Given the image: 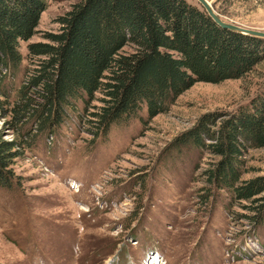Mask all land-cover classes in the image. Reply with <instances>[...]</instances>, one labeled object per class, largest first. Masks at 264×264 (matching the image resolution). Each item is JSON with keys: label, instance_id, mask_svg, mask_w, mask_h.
Returning <instances> with one entry per match:
<instances>
[{"label": "rangeland", "instance_id": "1", "mask_svg": "<svg viewBox=\"0 0 264 264\" xmlns=\"http://www.w3.org/2000/svg\"><path fill=\"white\" fill-rule=\"evenodd\" d=\"M44 1L36 35L20 42V69H0L4 103L39 67L29 46L60 33L58 18L79 0ZM208 1L224 21L264 32V0ZM263 96L264 63L243 80L197 83L167 113L145 110L107 136L94 134L91 115L101 93L43 130L0 106L1 140L19 143L10 184L0 185V264H264V225L252 221L259 203L212 184L207 171L221 158L187 143L204 116L228 119ZM242 159V180L264 176V148L247 145Z\"/></svg>", "mask_w": 264, "mask_h": 264}, {"label": "trees", "instance_id": "2", "mask_svg": "<svg viewBox=\"0 0 264 264\" xmlns=\"http://www.w3.org/2000/svg\"><path fill=\"white\" fill-rule=\"evenodd\" d=\"M46 8L44 0H0V69H20V42L36 35ZM57 21L60 33L48 34L49 43L29 46L39 67L18 100L0 99L19 126L60 124L74 102L101 93L104 106L91 115L94 134L107 136L145 110L149 119L167 113L197 83L243 80L264 63V39L220 27L188 0H79ZM228 117L204 116L187 143L221 158L207 171L210 182L238 201L259 203L252 221L264 225V176L242 180L241 170L247 145L264 148V96ZM17 147L0 137L2 186L10 184L7 162Z\"/></svg>", "mask_w": 264, "mask_h": 264}, {"label": "water", "instance_id": "3", "mask_svg": "<svg viewBox=\"0 0 264 264\" xmlns=\"http://www.w3.org/2000/svg\"><path fill=\"white\" fill-rule=\"evenodd\" d=\"M196 1L208 13V15L212 18V20L220 27L243 35L264 39V32L242 28L224 21L221 18V16L215 11L214 7L208 0H196Z\"/></svg>", "mask_w": 264, "mask_h": 264}]
</instances>
